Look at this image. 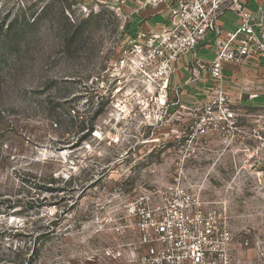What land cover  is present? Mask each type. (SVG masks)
<instances>
[{
  "label": "rangeland",
  "instance_id": "obj_1",
  "mask_svg": "<svg viewBox=\"0 0 264 264\" xmlns=\"http://www.w3.org/2000/svg\"><path fill=\"white\" fill-rule=\"evenodd\" d=\"M123 14L0 0V264H140V212L171 187L220 215L235 261L264 264V65L154 91L114 63L138 26Z\"/></svg>",
  "mask_w": 264,
  "mask_h": 264
},
{
  "label": "built area",
  "instance_id": "obj_2",
  "mask_svg": "<svg viewBox=\"0 0 264 264\" xmlns=\"http://www.w3.org/2000/svg\"><path fill=\"white\" fill-rule=\"evenodd\" d=\"M101 1L123 11L129 22L144 10H153L150 17L169 11L159 29L140 26L127 33L114 62L154 91L165 92L179 69H197L219 86L227 66L264 65V11L254 17L249 0ZM227 14L233 17L231 27L225 23ZM218 99L226 103L225 96ZM140 215V264H242L232 257V234L220 215L177 187Z\"/></svg>",
  "mask_w": 264,
  "mask_h": 264
},
{
  "label": "crops",
  "instance_id": "obj_3",
  "mask_svg": "<svg viewBox=\"0 0 264 264\" xmlns=\"http://www.w3.org/2000/svg\"><path fill=\"white\" fill-rule=\"evenodd\" d=\"M251 0H249L248 2V8L250 9L249 7V3H250ZM126 11V10H125ZM250 11L253 13V16L254 17H259L260 16V13L261 11H264V0H256V5H255V9H250ZM153 10H144V11H141L140 13L136 14L133 18V20L131 22H133V24L138 23V26L136 25V28L138 29L139 26H141V28H143V25L144 23H142L140 25V20L144 19L145 22H147L146 20L147 19H150V14H152ZM135 17H137L138 19H136ZM150 17V18H149ZM225 23H226V26L227 27H231L232 26V23H231V19L229 20H226L225 19ZM150 27V26H149ZM136 30V29H135ZM134 31V30H133ZM255 66V65H254Z\"/></svg>",
  "mask_w": 264,
  "mask_h": 264
},
{
  "label": "trees",
  "instance_id": "obj_4",
  "mask_svg": "<svg viewBox=\"0 0 264 264\" xmlns=\"http://www.w3.org/2000/svg\"><path fill=\"white\" fill-rule=\"evenodd\" d=\"M27 260H24V262H26Z\"/></svg>",
  "mask_w": 264,
  "mask_h": 264
}]
</instances>
